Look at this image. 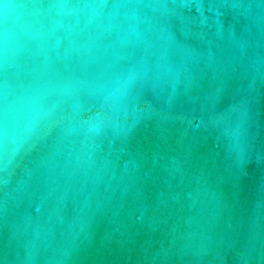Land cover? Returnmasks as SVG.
Masks as SVG:
<instances>
[{
  "label": "water",
  "instance_id": "95a60500",
  "mask_svg": "<svg viewBox=\"0 0 264 264\" xmlns=\"http://www.w3.org/2000/svg\"><path fill=\"white\" fill-rule=\"evenodd\" d=\"M0 264H264V0H0Z\"/></svg>",
  "mask_w": 264,
  "mask_h": 264
}]
</instances>
